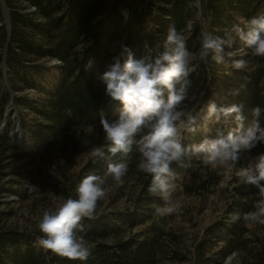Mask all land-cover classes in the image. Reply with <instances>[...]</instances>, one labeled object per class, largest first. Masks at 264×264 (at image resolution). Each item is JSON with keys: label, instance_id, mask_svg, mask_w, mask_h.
<instances>
[{"label": "rangeland", "instance_id": "1", "mask_svg": "<svg viewBox=\"0 0 264 264\" xmlns=\"http://www.w3.org/2000/svg\"><path fill=\"white\" fill-rule=\"evenodd\" d=\"M261 15L264 0H0V233L25 234L40 250L36 239L42 235L37 228L42 210L76 198L81 179L95 173L104 176L109 188L94 220L113 227L105 240L112 242L117 233L135 240L151 234L157 223L134 212L142 214L141 202H147L158 220L155 209L165 203L151 193L140 201L148 176L137 168V149L133 147L137 155L128 162L123 185L105 175L107 158L94 162L91 157L94 147H107L101 114L114 119L118 108L105 96L99 77L122 45L136 58L146 52V44L154 52L161 49L170 25L183 32L188 49L197 53L203 32L224 37ZM226 51L247 66L234 69L227 56L222 64L213 61L215 67L208 65L210 56L193 62L190 96L195 99L186 103L194 109L197 128L183 133L186 146L214 137L217 129L235 127L232 118L219 123L205 119L209 102L243 104L245 127L254 119L252 110L264 102V57L252 55L238 39ZM62 84L76 100H90V107L72 123L52 127L42 110ZM19 128L24 132L17 141L10 132ZM259 156L244 151L231 169H212L194 156L185 157L183 166L171 165L176 173L172 201L180 208L163 215L156 264L255 263L264 252V225L232 222L231 216L254 211L258 190L242 183L237 173ZM84 225L86 229V219ZM82 235L90 244L100 240Z\"/></svg>", "mask_w": 264, "mask_h": 264}, {"label": "clouds", "instance_id": "2", "mask_svg": "<svg viewBox=\"0 0 264 264\" xmlns=\"http://www.w3.org/2000/svg\"><path fill=\"white\" fill-rule=\"evenodd\" d=\"M191 29V24L187 25ZM235 32V36L232 35ZM224 37L203 32L197 53L191 52L182 31L170 25L162 48L156 50L145 45L146 52L136 58L126 46L111 58L99 79L105 85L104 94L110 102L118 105L117 115L109 119L101 114L99 123L104 133L106 150L94 147L93 161L108 159L105 175L123 185L129 171L128 160L135 147L138 155V170L151 177L148 191L158 196L165 207H156L157 215H170L180 205L172 201L176 173L173 163L183 166L185 157H196L212 169H231L238 164L241 153L251 151L264 143V127L258 117L260 108H254V119L245 127L243 104L218 105L209 102L205 119L215 123L232 118L235 127L225 132L217 129L214 137H205L199 143L185 145L184 132H195L197 118L187 101L190 96V76L195 71L193 62L197 57L207 61L209 56L217 64L225 57L232 59L231 50L237 39L254 56L264 57V15L253 17L243 27L234 26ZM247 66L244 59H232L231 67L242 70ZM106 153L108 154L106 156ZM119 157L112 160L111 157ZM239 180L258 190L254 211L235 213L232 222L252 221L264 225V154L255 164L243 167L237 173ZM104 176L92 173L82 178L75 189V197L57 201L52 208L42 210L37 228L42 235L36 245L71 261H86L92 253L84 220H95L98 204L108 194Z\"/></svg>", "mask_w": 264, "mask_h": 264}, {"label": "trees", "instance_id": "3", "mask_svg": "<svg viewBox=\"0 0 264 264\" xmlns=\"http://www.w3.org/2000/svg\"><path fill=\"white\" fill-rule=\"evenodd\" d=\"M213 60L211 56L208 65L211 66ZM90 100L87 102L76 100L73 94H69L65 85H60L56 92L49 99L48 104L42 110L45 119L54 127L56 124L72 123L74 117L83 115L84 109L88 110ZM261 112L258 117L261 127H264V102L259 107ZM71 119V120H68ZM59 132V131H56ZM251 155L264 154V143L258 144L251 151H245ZM108 154H106L107 156ZM136 153L131 152L129 163L136 158ZM119 157H111L112 160ZM109 161V160H108ZM151 177L148 176L142 181L140 187V201H147L150 197L148 187ZM141 212L135 211L136 216L149 215L153 223H157V228L143 240H135L131 237L124 238L119 233L114 235V240L108 242L105 239L114 232L113 227L108 223H101L96 220H87L86 232L95 238H100L93 244L92 253L86 261H71L61 258L50 252L46 253L42 249H37L32 240L25 234L14 230L0 233V264H156L158 254L161 250L160 236L163 233L166 218L159 216L154 219L151 207L148 203L141 202ZM22 240V242H21ZM254 264H264V252L256 257Z\"/></svg>", "mask_w": 264, "mask_h": 264}, {"label": "bare ground", "instance_id": "4", "mask_svg": "<svg viewBox=\"0 0 264 264\" xmlns=\"http://www.w3.org/2000/svg\"><path fill=\"white\" fill-rule=\"evenodd\" d=\"M16 131L14 129H12L10 133L17 141H20L21 136H22V130L19 128V129H16ZM22 141H23V143H25L26 140L23 139Z\"/></svg>", "mask_w": 264, "mask_h": 264}, {"label": "water", "instance_id": "5", "mask_svg": "<svg viewBox=\"0 0 264 264\" xmlns=\"http://www.w3.org/2000/svg\"><path fill=\"white\" fill-rule=\"evenodd\" d=\"M22 132H24V131H22Z\"/></svg>", "mask_w": 264, "mask_h": 264}]
</instances>
